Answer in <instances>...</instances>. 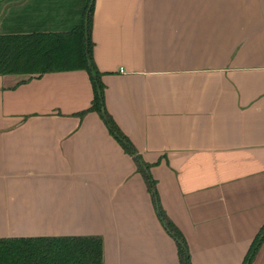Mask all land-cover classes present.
Here are the masks:
<instances>
[{
	"label": "crops",
	"instance_id": "crops-1",
	"mask_svg": "<svg viewBox=\"0 0 264 264\" xmlns=\"http://www.w3.org/2000/svg\"><path fill=\"white\" fill-rule=\"evenodd\" d=\"M104 109L192 264H243L264 225V0H92ZM89 0H0V34L66 32ZM86 71L0 76V238L99 235L104 264H181ZM252 264H264V243Z\"/></svg>",
	"mask_w": 264,
	"mask_h": 264
},
{
	"label": "trees",
	"instance_id": "trees-1",
	"mask_svg": "<svg viewBox=\"0 0 264 264\" xmlns=\"http://www.w3.org/2000/svg\"><path fill=\"white\" fill-rule=\"evenodd\" d=\"M94 2L89 0L80 22L66 32H28L0 34V76L38 75L86 71L94 90L91 107L76 117L96 112L110 133L133 156L139 172L152 194L158 215L178 243L181 264H192L182 234L161 208L156 182L150 169L104 109L102 74L93 62L91 36ZM264 242V225L255 237L243 264H252ZM0 264H104V242L99 235L0 238Z\"/></svg>",
	"mask_w": 264,
	"mask_h": 264
},
{
	"label": "rangeland",
	"instance_id": "rangeland-1",
	"mask_svg": "<svg viewBox=\"0 0 264 264\" xmlns=\"http://www.w3.org/2000/svg\"><path fill=\"white\" fill-rule=\"evenodd\" d=\"M135 161V160H134ZM136 163V162H135ZM147 164V163H146ZM137 165V164H136ZM149 165H151V169H152V167L154 166L153 164H149ZM150 169V170H151ZM137 170H138V166H137ZM138 172H139V170H138ZM140 173V172H139ZM151 173V172H150ZM141 174V173H140ZM142 175V174H141ZM144 178V177H143ZM145 180V179H144ZM154 180V179H153ZM147 185V184H146ZM169 218V217H168ZM170 219V218H169ZM171 220V219H170ZM172 221V220H171ZM174 224V223H173ZM175 225V224H174ZM176 226V225H175ZM176 228H177V226H176ZM178 229V228H177ZM179 230V229H178ZM261 230V229H260ZM179 232H180V230H179ZM259 233V232H258ZM257 236V235H256ZM255 236V237H256ZM255 239V238H254ZM254 241V240H253ZM253 243V242H252ZM252 243H251V245H252ZM264 243V242H263ZM187 244V243H186ZM251 245H250V247H251ZM263 245V244H262ZM187 247H188V245H187ZM250 247H249V249H250ZM262 247V246H261ZM249 249H248V251H249ZM261 249V248H260ZM248 251H247V253H248ZM247 253H246V255H247ZM257 256V255H256ZM246 257V256H245ZM256 258V257H255ZM245 259V258H244ZM244 262V261H243Z\"/></svg>",
	"mask_w": 264,
	"mask_h": 264
}]
</instances>
